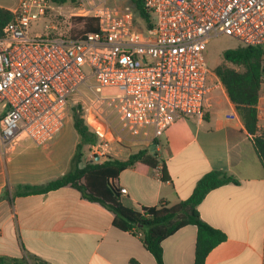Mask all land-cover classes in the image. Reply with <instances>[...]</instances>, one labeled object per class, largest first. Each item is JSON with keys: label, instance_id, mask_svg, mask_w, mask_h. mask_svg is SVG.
<instances>
[{"label": "built area", "instance_id": "2783aa9c", "mask_svg": "<svg viewBox=\"0 0 264 264\" xmlns=\"http://www.w3.org/2000/svg\"><path fill=\"white\" fill-rule=\"evenodd\" d=\"M143 2L153 19L144 31L136 25L133 7L79 0L71 17L94 19L98 30L72 36L53 34L58 26L49 19L63 17L64 4L20 1L0 36V144L5 149L22 139L47 145L77 110L97 137L90 159L107 158L115 144L138 142L150 129L158 136L179 119L205 117L219 83L205 56L213 38L224 35L264 48V0ZM41 21L48 32L34 34L31 28ZM257 110L260 136L264 73Z\"/></svg>", "mask_w": 264, "mask_h": 264}, {"label": "crops", "instance_id": "0c3cea01", "mask_svg": "<svg viewBox=\"0 0 264 264\" xmlns=\"http://www.w3.org/2000/svg\"><path fill=\"white\" fill-rule=\"evenodd\" d=\"M20 1L0 0V8L12 12ZM216 78L203 119H179L158 136L150 129L138 142L115 144L109 158L125 161L146 149L160 162L156 169L138 163L120 174L118 183L127 190L122 201L131 208L184 201L211 171L234 177L238 184L211 191L198 207L201 218L227 237L206 264H264V166L236 105ZM63 130L45 146L29 139L9 149L0 144V257L27 254L48 264H157L139 236L115 228L113 213L70 186L14 196L26 185L45 186L72 169L80 139L73 144ZM163 168L168 182L161 178ZM196 242L194 225L167 238L165 264H194Z\"/></svg>", "mask_w": 264, "mask_h": 264}, {"label": "trees", "instance_id": "16d2710c", "mask_svg": "<svg viewBox=\"0 0 264 264\" xmlns=\"http://www.w3.org/2000/svg\"><path fill=\"white\" fill-rule=\"evenodd\" d=\"M56 4H77L79 0H52ZM135 11V22L141 19L145 29L153 26V19L144 7L143 0H130ZM11 11L0 8V36L5 26L11 22ZM86 31H97L98 24L94 19H83ZM145 29H142L143 31ZM224 63L216 67L214 73L226 88L231 101L236 105L245 128L254 141L256 152L264 166V132L257 136L258 110L261 76L264 73V48L240 44L236 48L227 49L223 53ZM228 64L240 67L241 70L229 67ZM73 126L80 142L73 157V167L65 175L49 182L45 186L26 185L17 191L15 197L46 194L51 191L70 186L79 191L82 197L90 202L98 203L114 215L113 226L123 232H131L139 236L144 248L155 258L157 264H165L163 242L180 229L194 225L197 227V242L194 264H206L209 254L227 237L226 234L206 223L200 216L198 207L213 190L227 184H238V180L221 171H211L196 184L192 195L177 204L161 202L157 206L138 208L127 207L122 201L121 187L118 183L120 174L141 163L150 169H156L160 162L148 150H140L127 160L107 158L104 161L88 160L80 167L85 154V146L97 143L81 113L73 112ZM162 180L170 181L165 168L162 169ZM7 192H5V196ZM0 264H48L37 257L27 255L22 259L0 257Z\"/></svg>", "mask_w": 264, "mask_h": 264}, {"label": "rangeland", "instance_id": "374dc122", "mask_svg": "<svg viewBox=\"0 0 264 264\" xmlns=\"http://www.w3.org/2000/svg\"><path fill=\"white\" fill-rule=\"evenodd\" d=\"M117 6H130L132 7L131 1L130 0H116L115 3ZM114 3H111V5H115ZM54 9H57V5H53ZM77 4H71L67 3L66 6H64V11L63 17H58L56 14V17L54 15L50 16L49 19L52 20L51 24L57 25L58 30L53 31V34L56 33H66L70 34L72 36H79L83 32H85L86 28V22L83 20V18H78V17H71V11L72 8L76 7ZM46 22L41 21L38 22L36 25H34L31 29L34 34H44L47 33L48 30L45 28ZM138 24L140 25V29H145V24L141 19H138ZM240 45V43L228 36H218L213 38L207 48L206 52V61L209 67V70L211 73H214V70L216 67L224 63V58H223V53L227 49H232L236 48ZM229 67L235 68L237 70H241L240 67L228 64ZM84 72L87 74H91L92 70L90 67L85 66L83 68ZM82 115V113H81ZM63 130V136H65L68 140L73 142V144L80 139L77 131L75 130L73 126V113H71L69 119L67 120ZM83 152L85 154V159H83L82 163L80 164V167H83L85 165V162L87 163L88 160L90 159V151H89V146H85L83 149ZM108 156L107 158H109ZM107 158H104L102 161L106 160Z\"/></svg>", "mask_w": 264, "mask_h": 264}, {"label": "water", "instance_id": "95a60500", "mask_svg": "<svg viewBox=\"0 0 264 264\" xmlns=\"http://www.w3.org/2000/svg\"><path fill=\"white\" fill-rule=\"evenodd\" d=\"M95 160L98 162V161H100V158H99V157H97Z\"/></svg>", "mask_w": 264, "mask_h": 264}]
</instances>
